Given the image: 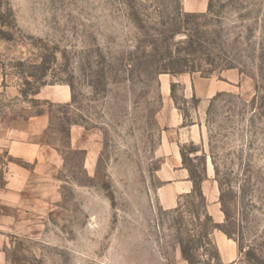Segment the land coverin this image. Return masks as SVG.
<instances>
[{"label":"rangeland","instance_id":"obj_1","mask_svg":"<svg viewBox=\"0 0 264 264\" xmlns=\"http://www.w3.org/2000/svg\"><path fill=\"white\" fill-rule=\"evenodd\" d=\"M230 69L240 83L210 100L203 144L183 149L198 176L212 162L218 224L193 192L175 209L159 205L158 114L162 76L224 79ZM63 87L69 102L41 98ZM182 90L175 83L173 97L191 122L199 101ZM37 114L50 117L42 140L61 163L6 235L0 264H191L184 252L224 264L216 231L236 240L233 264H264V0H207L196 12L183 0H0V124ZM74 128L95 161L73 146Z\"/></svg>","mask_w":264,"mask_h":264},{"label":"crops","instance_id":"obj_2","mask_svg":"<svg viewBox=\"0 0 264 264\" xmlns=\"http://www.w3.org/2000/svg\"><path fill=\"white\" fill-rule=\"evenodd\" d=\"M206 5L207 0H183L188 12L203 11ZM223 77L179 74L161 78L163 107L158 114V121L164 131L162 148L165 158L157 171L161 184L156 196L159 205L165 210L177 208L181 198L193 192L194 182L190 168L184 162L183 149L187 144H203L202 120L210 100L221 92L231 91L234 84L241 81V74L235 69L227 70ZM173 83L182 84L185 100L196 98L199 101L198 109H195L196 118L192 116L191 122H187L184 110L175 102ZM41 98L52 103H67L71 100V92L67 87L45 88L41 91ZM49 123L48 114H37L25 126L0 124V260L6 258L3 250L7 242L6 235L23 225L27 220V212L35 211L33 207L36 201H40L45 187L52 185V179L60 166L58 151L42 140ZM82 133L79 128L72 129V144L75 148H87L88 161L93 162L96 151L81 145ZM201 186L208 214L215 223H223L226 217L220 202V188L209 159ZM214 237L223 263L233 264L239 253L236 240L222 231L214 232Z\"/></svg>","mask_w":264,"mask_h":264},{"label":"trees","instance_id":"obj_3","mask_svg":"<svg viewBox=\"0 0 264 264\" xmlns=\"http://www.w3.org/2000/svg\"><path fill=\"white\" fill-rule=\"evenodd\" d=\"M174 86H175V83H173V86H172V91H173V93H174ZM184 159H185V158H184ZM190 171H191V178H192V180H193V182H194L193 194H196L199 198H201V199H203V200L205 201V197H204V195H203L202 186H201L202 181L204 180V177L198 176L193 170H190ZM224 231H225L228 235H230L228 231H226V230H224ZM184 256H185L186 259H188V261H190L191 264H193V263H192V260H190V259L187 257V255H186L185 252H184Z\"/></svg>","mask_w":264,"mask_h":264}]
</instances>
